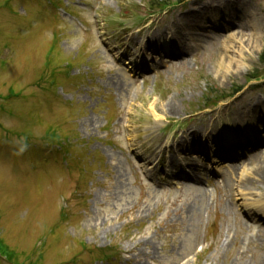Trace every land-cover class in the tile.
Instances as JSON below:
<instances>
[{"label":"rangeland","instance_id":"obj_1","mask_svg":"<svg viewBox=\"0 0 264 264\" xmlns=\"http://www.w3.org/2000/svg\"><path fill=\"white\" fill-rule=\"evenodd\" d=\"M55 1L0 0V95L11 88L17 96L0 100V238L16 263L34 260L35 249L41 264H264V213L254 223L244 208L263 203L264 173L253 196L238 188L264 154L237 161L229 156L245 148L239 143L180 148L192 130L231 134L252 99L264 107V81L245 84L262 66L264 0H238L249 17L234 43L209 23L183 30L199 5L226 0H187L159 16L145 6L150 0ZM123 7L131 11L121 15ZM152 34L180 38L190 50L182 58L153 51L145 42ZM54 36L53 66L72 64L56 82L45 65ZM223 62L232 68L222 72ZM207 81L244 89L188 119ZM166 104L174 111H159ZM257 114L248 124L264 139V108ZM55 126L69 135L85 177L65 165L57 145L33 149L45 147L41 138ZM26 133L33 145L19 155L12 138L18 145Z\"/></svg>","mask_w":264,"mask_h":264},{"label":"bare ground","instance_id":"obj_2","mask_svg":"<svg viewBox=\"0 0 264 264\" xmlns=\"http://www.w3.org/2000/svg\"><path fill=\"white\" fill-rule=\"evenodd\" d=\"M245 15V16H243ZM249 17L247 14V10L243 8L241 5V1L238 0H226L221 5H214V2L211 1L210 3L201 4L198 6V9L194 12H192L189 16H186L187 19V25L183 27V30L189 31L194 28H201L205 23L210 24L211 30L215 31H224V34H219L217 37L222 38L228 42H235V40H243V32L244 28L247 26L245 23H243L244 19ZM237 27L236 29H234ZM231 31V32H230ZM230 32V33H227ZM160 36L162 35H150L147 36L145 39V42L147 44V47L152 49L153 51L159 50L161 52H169L170 57L174 58H182L185 53H187L190 49L187 45H184L181 43L180 38H174L169 41L167 40H160ZM172 37V36H171ZM241 38V39H240ZM250 42H253V38L249 39ZM164 44H162V43ZM163 45V46H162ZM184 45V46H183ZM160 48L162 50H160ZM142 49V48H139ZM125 65L128 66V62L125 63ZM221 71L224 72L228 71L229 68H232L230 63L227 65L226 63H221ZM236 71L240 72V70L236 67ZM262 103L257 99H252L248 105L246 110L239 114L237 116V119L240 121L238 124L235 125V127L232 129L233 132L231 134H219L216 138H205L203 134H200L197 131L192 130L189 134V137L185 139L184 142H182L181 149H188V150H203L205 151L206 148L204 147V144H210V141L212 144H216L217 146H225V147H235L240 141H238L236 138H242L244 140L240 144H244L245 142L252 144V150L245 149L244 152H241V150H238L239 153L235 152L236 157L244 156L245 161L250 162L251 159L254 156H261L264 154V151H259L261 146H264V139L252 137L254 132L249 127L248 121L254 114H260V110H263ZM159 111L164 112L165 114H169L174 111L173 107L170 106V104H166ZM257 114V115H258ZM255 115V117H257ZM264 126L262 127V129ZM247 136H249L251 139H249ZM178 149V147H177ZM198 152V151H197ZM210 155L212 156H220L221 152L218 150H212L210 151ZM264 156V155H263ZM231 157H234L231 155ZM189 162H191L193 169H198L199 165L197 162H195V158L189 157ZM241 159V158H239ZM197 160V158H196ZM243 162H239V166ZM259 164V162L257 163ZM261 165L259 167H256L255 169H252L251 172L247 173L246 171H243L241 173V177L244 174V179L242 178L238 182V188L240 189V192H242V197L244 195L253 196L254 195V189H251L250 187H254L255 190H257L260 187L261 182H263V173H264V160L260 162ZM253 194V195H252ZM244 202V198L242 199ZM242 202V203H243ZM257 202H261L258 200ZM256 204L254 206H250L249 208L246 206V209L251 211L249 218H251L254 223L256 222V214H263L264 213V201L261 204ZM242 207V204H241ZM253 223V222H252Z\"/></svg>","mask_w":264,"mask_h":264},{"label":"trees","instance_id":"obj_3","mask_svg":"<svg viewBox=\"0 0 264 264\" xmlns=\"http://www.w3.org/2000/svg\"><path fill=\"white\" fill-rule=\"evenodd\" d=\"M151 2H152L151 6L154 7L155 9H157L158 12H162L166 7L171 5L168 0H167V2H157V1H151ZM178 2L180 3V0H178ZM52 51H54V47L52 48ZM52 60H53L52 57L48 58L46 64L50 65L53 62ZM260 60H261L262 65H264V52L262 53ZM260 78H264V66H263V69L261 70L260 73L256 72L248 80H252V79L257 80ZM240 90H241V88H236V89L232 90L231 93H226L225 91L219 90L217 88L208 87L204 97L202 98V100L199 103L200 104L199 107L202 106L201 107L202 109L203 108H207V109L215 108L220 102L225 101L228 98H231ZM48 132H49V135H48L49 141L54 142L56 139V134L54 132H51V131H48Z\"/></svg>","mask_w":264,"mask_h":264}]
</instances>
